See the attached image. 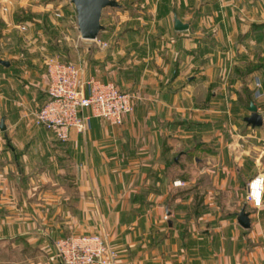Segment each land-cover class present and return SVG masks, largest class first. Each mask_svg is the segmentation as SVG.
Masks as SVG:
<instances>
[{
	"label": "crops",
	"instance_id": "1",
	"mask_svg": "<svg viewBox=\"0 0 264 264\" xmlns=\"http://www.w3.org/2000/svg\"><path fill=\"white\" fill-rule=\"evenodd\" d=\"M156 2L155 18L171 23L152 44L138 33V63L122 53L129 34L79 62L85 79L135 91L134 109L122 124L92 116L67 140L34 122L47 98L45 63L16 48L12 18L0 13V243L23 244L31 264H64L55 239L93 232L117 246L121 264H264V202L246 197L264 173V94L255 96L259 77L264 92V27H254L264 11L241 27L225 1L208 0L198 19L218 27L197 29L186 17L197 0ZM176 15L189 27L176 29ZM249 96L261 125L246 120Z\"/></svg>",
	"mask_w": 264,
	"mask_h": 264
},
{
	"label": "rangeland",
	"instance_id": "2",
	"mask_svg": "<svg viewBox=\"0 0 264 264\" xmlns=\"http://www.w3.org/2000/svg\"><path fill=\"white\" fill-rule=\"evenodd\" d=\"M201 1H206V3H201ZM223 1L225 2L222 7L228 8V11H233L235 18H237L236 22L241 27H246V24L253 18V13L259 14L262 10L264 11L263 0H256V5H253V0ZM119 2L122 4L121 6H107L103 10L102 23L105 28L101 30L98 37L100 38V34L103 33L101 38L104 41L107 40L106 45L99 42L97 37L88 39L81 36L78 28L77 11L71 0H0V13L12 18H9V21L12 29H14L12 40L16 44V48L37 54L45 63V68L46 62L52 58L77 63L83 62L86 51L89 52L95 48L100 50L101 45L104 50H107L113 43L121 44L120 40L123 34H129L123 41L126 49L129 50L122 53L129 54L132 64L138 63V57L142 53L137 46L138 39H141L138 33H145L146 44L149 42L152 44L154 33H159L161 27H164L167 33L169 29L167 22L170 21L155 18L156 0H119ZM197 2L189 4L186 9V17L189 21L192 20L195 23L198 20L197 29H202L206 25L217 28L218 21L212 18H205L200 21L197 16L199 6H207L208 0H197ZM211 6L214 8L210 12L217 11L215 5ZM237 15H240L241 18H238ZM2 21L8 22L5 19ZM130 34L134 36H130ZM165 36L166 38H164ZM164 37L162 39L165 43L171 42L169 34L164 35ZM210 37L216 38L212 35ZM129 45L131 48L128 47ZM147 54V62L151 66L154 59L152 46ZM175 181L174 184L176 185L185 184V181L180 179L178 183ZM167 217L168 215H164V219ZM28 250L24 248L23 244L12 245L8 242H2L0 243V264H31L24 258L29 253Z\"/></svg>",
	"mask_w": 264,
	"mask_h": 264
},
{
	"label": "built area",
	"instance_id": "3",
	"mask_svg": "<svg viewBox=\"0 0 264 264\" xmlns=\"http://www.w3.org/2000/svg\"><path fill=\"white\" fill-rule=\"evenodd\" d=\"M96 39L107 44L99 37ZM46 63L47 98L33 111V115L34 122L48 129L56 139H69L72 129L85 133L92 116L122 124L125 114L134 109L135 91L122 90L115 82L97 77L85 79L81 63L55 58ZM262 89L263 83L259 77L255 80L256 97L264 94ZM178 180L175 182L178 183ZM248 187V201L260 206L264 197V173L253 176ZM54 245L57 256L64 264H121L117 246L102 233L58 237Z\"/></svg>",
	"mask_w": 264,
	"mask_h": 264
},
{
	"label": "water",
	"instance_id": "4",
	"mask_svg": "<svg viewBox=\"0 0 264 264\" xmlns=\"http://www.w3.org/2000/svg\"><path fill=\"white\" fill-rule=\"evenodd\" d=\"M77 11L78 28L81 36L88 39L98 37L105 25L102 23L103 10L107 6H121L119 0H71ZM189 27V23L183 21L177 15L175 16V28L183 30ZM2 63H8L5 59H0ZM251 113L246 116V120L253 125L263 124V115L258 111L257 104L252 101L249 105ZM0 126L3 127L1 120ZM239 219L244 225H249V214L243 209L239 213Z\"/></svg>",
	"mask_w": 264,
	"mask_h": 264
},
{
	"label": "trees",
	"instance_id": "5",
	"mask_svg": "<svg viewBox=\"0 0 264 264\" xmlns=\"http://www.w3.org/2000/svg\"><path fill=\"white\" fill-rule=\"evenodd\" d=\"M252 27H253V24H252ZM254 27H264V23H256L255 25H254ZM263 39H264V36L262 37ZM260 65H262V64H260ZM255 66H257V65H251V66H248L247 68H246V70H245V72H248V71H250V70H252ZM253 101V98L251 97V96H249V102L251 103Z\"/></svg>",
	"mask_w": 264,
	"mask_h": 264
},
{
	"label": "bare ground",
	"instance_id": "6",
	"mask_svg": "<svg viewBox=\"0 0 264 264\" xmlns=\"http://www.w3.org/2000/svg\"><path fill=\"white\" fill-rule=\"evenodd\" d=\"M257 191V189L256 188H254V192H256Z\"/></svg>",
	"mask_w": 264,
	"mask_h": 264
}]
</instances>
